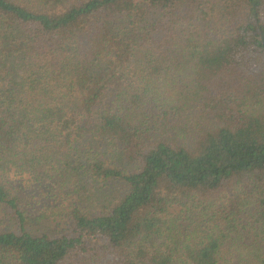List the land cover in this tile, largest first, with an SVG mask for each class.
I'll list each match as a JSON object with an SVG mask.
<instances>
[{
    "label": "trees",
    "instance_id": "obj_1",
    "mask_svg": "<svg viewBox=\"0 0 264 264\" xmlns=\"http://www.w3.org/2000/svg\"><path fill=\"white\" fill-rule=\"evenodd\" d=\"M0 206V264H264V0H0Z\"/></svg>",
    "mask_w": 264,
    "mask_h": 264
},
{
    "label": "rangeland",
    "instance_id": "obj_2",
    "mask_svg": "<svg viewBox=\"0 0 264 264\" xmlns=\"http://www.w3.org/2000/svg\"><path fill=\"white\" fill-rule=\"evenodd\" d=\"M96 147H98L97 144H95ZM94 146V148H95ZM95 152H97L101 157L103 155V151L101 149H96L94 150ZM108 158H112V157H106ZM63 175L64 172H62L57 178L54 179V182H56V184H48V185H43L41 187V189L43 190H47V191H51L50 187H53V190L56 191L57 196L51 195L55 198H58V201H54V200H47L45 202H47V205H42L44 207L45 210H51V212L53 210H57V212H59L60 208L63 209L65 206L69 205L73 200H76V195L69 193L68 188L67 187H63L60 184V180H63ZM19 186V184H17V187ZM50 186V187H49ZM14 187V186H13ZM48 187V188H47ZM115 190H118L117 186H114ZM34 189H31V191H33ZM93 190L95 191V187H93ZM106 194L108 195V198H112L114 197L115 191L113 189H111V192H106ZM43 196L42 193H38V196ZM98 197V196H96ZM95 203H100V200H97L96 198H94L93 200ZM77 203H83L81 198L78 197L77 198ZM84 203H88L89 201H85ZM47 207V208H45ZM40 207L38 206L36 208V210L32 213V209L31 212H29V215H31V219L33 220V227L36 230H42V231H49V232H56L57 230H62L65 226H67V218H65V214L63 213H58L59 215L62 214L64 215L61 218H57L56 216H50L48 214L44 213V209L40 210ZM42 219V220H41ZM0 221L2 222V225H5L7 223V221L5 220L3 213H2V209L0 206Z\"/></svg>",
    "mask_w": 264,
    "mask_h": 264
}]
</instances>
